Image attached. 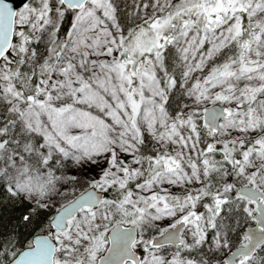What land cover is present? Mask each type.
Returning a JSON list of instances; mask_svg holds the SVG:
<instances>
[{"label":"snow or ice","instance_id":"6c2138e0","mask_svg":"<svg viewBox=\"0 0 264 264\" xmlns=\"http://www.w3.org/2000/svg\"><path fill=\"white\" fill-rule=\"evenodd\" d=\"M0 264H264V0H0Z\"/></svg>","mask_w":264,"mask_h":264},{"label":"water","instance_id":"95a60500","mask_svg":"<svg viewBox=\"0 0 264 264\" xmlns=\"http://www.w3.org/2000/svg\"><path fill=\"white\" fill-rule=\"evenodd\" d=\"M11 2L14 4V5H20V3H22V0H11ZM22 6V5H21Z\"/></svg>","mask_w":264,"mask_h":264}]
</instances>
